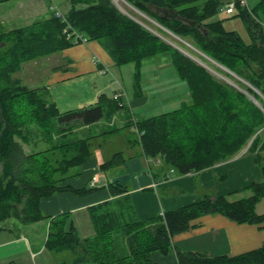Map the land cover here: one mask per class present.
<instances>
[{"label": "trees", "instance_id": "trees-1", "mask_svg": "<svg viewBox=\"0 0 264 264\" xmlns=\"http://www.w3.org/2000/svg\"><path fill=\"white\" fill-rule=\"evenodd\" d=\"M67 1L70 8L65 18L75 32L87 42H98L116 66L134 65V95H141L142 61L164 54L178 80L186 84L190 99L179 108L127 121L126 126L136 129L137 143L146 158L159 159L178 175L197 174L230 159L249 143L247 152L254 155L262 180L244 189L251 191L249 197L231 199L238 192L205 196L198 203L142 221H125L110 203L94 205L88 209L94 234L85 239L79 237L70 215L62 213L49 220L46 249L54 254L70 253L71 264H156L152 253H168L171 239L205 215L221 214L238 224L264 229V213L256 212L264 198V25L255 11L240 9V1L234 3L251 33L252 41L246 45L235 32L224 30L221 21H211L222 8L221 0H124L135 12L189 42L247 83L235 81L240 87L236 88L217 80L156 36L150 30L152 23L132 11L127 15L120 12L111 0ZM149 5L170 9L180 19H163L153 14ZM257 8L264 12V0H258ZM63 29L64 23L52 15L6 34L0 26V223L9 218L22 225L36 223L47 219L39 208L42 199L60 192L77 196L93 192L94 188L61 185L78 175L75 170L93 154L91 137L72 140L64 135L73 131V122L91 126L126 110L121 100L102 94L93 106L60 113L43 90L13 78L22 63L72 46ZM156 30L166 35L162 29ZM33 130L47 149L26 154L23 144ZM123 163L122 154L117 153L101 168L108 170ZM107 187L113 197L126 193L118 183ZM176 258L178 264H264V244L233 257L176 252Z\"/></svg>", "mask_w": 264, "mask_h": 264}, {"label": "crops", "instance_id": "crops-1", "mask_svg": "<svg viewBox=\"0 0 264 264\" xmlns=\"http://www.w3.org/2000/svg\"><path fill=\"white\" fill-rule=\"evenodd\" d=\"M52 5L58 7L55 0H0L2 28L6 31L15 30L47 20L52 15L50 11ZM66 6L65 13L69 10L70 4ZM160 56L142 61L141 71L145 63H151L150 65L158 63L155 68L150 69L153 70L155 77L149 79L150 88L145 87L146 93L142 92L141 86L140 96L134 95L132 88V100L128 98L125 88L115 78V74L122 76L121 70L117 69L118 66L96 41L72 45L51 54L48 57L51 66L48 71L42 72L41 82L31 88L43 90L60 113L93 106L102 94L112 98L114 94L123 92L128 98V104L122 96L121 101L127 110L119 121L125 127L127 121L131 119L127 111L132 112L133 106L148 107L150 100L153 104L149 108L157 112L170 106L167 104L171 102H166V77L163 76L166 75L164 67L171 66L170 59L167 54ZM160 62L164 63L160 64ZM158 73H160L159 77ZM152 83L154 86L151 87ZM180 94L182 95L176 97L178 99L176 104L179 107L190 99L188 91L182 90ZM113 124L111 121L106 123L110 128ZM91 126H80L78 130L84 134L85 130L91 129ZM108 131L110 129H100L98 134L90 136L92 156L75 170L78 175L68 178L61 184L73 189L94 188L95 190L83 196L60 192L40 201L39 208L42 215L47 218V222L41 220L36 223L44 225L47 232L51 218L68 213L79 237L85 239L94 234L88 212L91 206L107 202L122 214L125 221H142L198 203L205 196H226L239 192L262 179L254 155H250L247 151L239 152L230 159L197 174L178 175L163 170L159 159L146 158L137 140L131 143L126 134H121L119 129L106 134L105 132ZM107 138L108 140H105ZM117 153L122 154L124 163L118 167L102 170L103 163ZM93 177L97 181L92 186ZM229 179L232 180L231 184ZM111 183L124 186L126 193L117 197L111 196L107 187ZM257 213L263 214V212ZM9 233L8 229L0 231V264L14 262L44 264L38 262L44 253L53 258L54 253L51 254L46 250L45 242L40 248L33 246L23 234L11 236ZM45 234L44 231V238ZM263 244L264 229L261 225L238 224L221 214H211L194 220L188 231L171 239V249L168 253L154 252L151 259L156 264H178L176 252L198 253L208 257H233L258 249ZM60 256L64 257L62 254Z\"/></svg>", "mask_w": 264, "mask_h": 264}, {"label": "rangeland", "instance_id": "rangeland-1", "mask_svg": "<svg viewBox=\"0 0 264 264\" xmlns=\"http://www.w3.org/2000/svg\"><path fill=\"white\" fill-rule=\"evenodd\" d=\"M55 1L58 5L59 11L65 14V10L67 9L66 5L67 4L69 5L68 1L67 0H55ZM236 1L241 2L240 3V6H241L240 9H244V10L247 9L248 11L254 10L256 17H257V20L260 21L262 25H264V12L257 8L258 0H221V2L223 4L222 8H221L220 12H218L211 19V21H218V20L221 21L224 30L235 32L240 37L242 42L244 44L248 45L252 41L251 40V33H250L249 28H248L247 21L240 14L239 8H235L233 14L226 15L224 13V9H225L226 4L235 3ZM117 3H118L119 8L122 11H124L126 13V15L128 14L129 11H132V12L136 13L138 16L145 19L146 21H149L150 23H152L153 25L151 26L152 28L150 27V30H152V32L155 33L156 36L163 39L167 44H169L173 48L177 49L180 53H182V54L184 53L183 55H185V54L188 55L190 58L186 55L185 56L188 57L189 59H191L197 65L203 67L211 75H213V77L216 78L217 80H220V81L227 83V84H229L233 87H236V88H238L239 86L235 83V81H240L243 84L247 85V83L244 80H241L238 77H236L234 74H231V72H229L227 69H225L221 65L215 63L214 61L209 59L207 56H205L203 53H201L200 51L193 48L189 44V42H186L185 40L172 35L170 32L161 28L159 25H157L154 21H152L148 17H146L143 14H140L138 12H135L132 9V7H130L123 0H117ZM0 26H1V30L4 34L12 31V30H9V31L3 30L1 23H0ZM156 28L162 29L166 33V35L160 34L156 30ZM2 44L3 43H0V46H3ZM8 44H9V42H8ZM5 47H6V45L4 44V49H5ZM49 56L39 57V58H36L34 60H30V61H26V62L22 63L20 69L16 73H14L13 78L20 80V82L23 85H25L29 88L34 87V85H37L38 83L41 82L42 75H43L42 72L46 71V70L48 71L49 67L51 66L49 59H48ZM160 57H162V56H160ZM163 63L164 62H160V64H163ZM150 64L151 63H145L144 69L141 71V76H142L141 77V86H142V92H144V93H146L145 87L150 88L149 79L155 77L153 75V70L150 71V69H153V67L155 68L158 63H155L154 65H150ZM117 69L121 70L122 76L120 77L118 74H115V78L117 79V81H119L122 84V87L125 88V90L128 94V98L130 100H132L131 82L133 79V73H134V69H135L134 65L128 64V65H124L121 67H117ZM164 72L166 73V75H163L166 77V102L170 101L171 103L167 104L170 106H166V108L157 112V110L149 108L150 105L153 104L150 100L148 103V107L135 108V106H133L132 112L127 111L129 118L131 117V119L134 121L135 120H141V119H144L147 117L156 116V115H160L162 113L170 112V111L175 110L179 107L176 104L178 101V99L176 97L182 95V94H180V91H182V90L188 91L186 84L180 83V81L178 80L176 73L174 72V69L172 68V66L164 67ZM159 74L160 73H158V77H159ZM225 74L230 75L233 79H230ZM152 86H154V83L151 84V87ZM179 88H181L182 90H179ZM242 92L245 94V92L243 90H242ZM128 98L126 97V95L124 96V100H125L126 104H128V102H127ZM126 110H127V108H126ZM126 110H123V109L120 110L115 115V117H112L111 119H108L105 117L102 118L99 121V123L97 124V126H95V125L93 127L91 126V129L85 130L84 134H82L80 132V130H78L80 127V124L73 122V124H75V125L78 124V125H76V127L74 125L73 131L71 133H66V135H64V136H66L67 139L71 138L73 140L75 138H87V137H90L92 135L98 134L100 129H102V130L119 129V132L121 134H126L127 139L129 141H131V143L132 142L135 143V141L138 139L137 133L135 132L136 129L134 127H126V126L124 127L122 124H120V121H119L120 120L119 118H121V116L124 115V112ZM108 121H111L112 123H114L111 126V128L106 125V123ZM66 125L67 124H64L63 126L65 127ZM34 133H35V135H33ZM36 134H37V131L33 130L32 133L30 134V136L27 138V142H25L23 144V148H24V151L26 152V154L47 149L46 144L43 143L41 140V136H39V134L38 135H36ZM107 134H109V133H107ZM105 140H108V138ZM248 146H249V143L246 145V147L244 149H242L241 152H246ZM107 149L108 148H106V150ZM161 166H162L163 170H165V171L169 170V167L167 165L162 164ZM224 182H226V180ZM231 183H232V180L229 179V184H231ZM244 189L240 190L238 193H235L234 196H232L233 198H231V199L249 197L251 195V191L250 190H244ZM256 212H260V213L263 212L264 213V198L260 201V203H258V205H256ZM44 222H47V219H44ZM0 229L10 230L9 235H11V236H13V235L21 236V234H23L25 236V238L33 246L36 245V246H39L40 248H42V246H44V242L46 241L47 234H48L47 228L45 229L44 225H42L41 223H31L28 225H22L13 218H9L8 220L4 221L3 223H0ZM44 231L46 233L45 238H44ZM77 233H78V231H77ZM48 252H49V250H48ZM51 254H52V252H51ZM60 254H62V256H64V257L62 258L60 256ZM52 256H53V258L49 257L46 253H44L38 259V262L39 261L44 262V264H62L64 262H66L68 264H71V262L73 260V256L67 252H61V253H57L55 255L52 254ZM13 264H23V263L22 262L21 263L20 262H14ZM39 264H41V263H39Z\"/></svg>", "mask_w": 264, "mask_h": 264}, {"label": "built area", "instance_id": "built-area-1", "mask_svg": "<svg viewBox=\"0 0 264 264\" xmlns=\"http://www.w3.org/2000/svg\"><path fill=\"white\" fill-rule=\"evenodd\" d=\"M50 10L54 14V16L58 19L61 20V22L64 23V29H63V34L65 35L66 39L70 40L72 45H77V44H85L87 43V38L83 37L79 33L75 32L71 26L68 24L66 21L65 15L59 11V9L55 6H51ZM233 12V5L230 4L226 7L225 13L226 14H231ZM120 94H114L113 99L114 100H119ZM173 172V170H171ZM96 178L93 177L91 181V185H93L96 182Z\"/></svg>", "mask_w": 264, "mask_h": 264}, {"label": "water", "instance_id": "water-1", "mask_svg": "<svg viewBox=\"0 0 264 264\" xmlns=\"http://www.w3.org/2000/svg\"><path fill=\"white\" fill-rule=\"evenodd\" d=\"M113 2V4L115 5V7L122 13L126 14L124 11H122L116 4H115V1L114 0H111ZM124 1V0H123ZM149 9L151 10V12L155 15H158L160 16L161 18L163 19H169V20H172V19H180V17L177 15L176 12L170 10V9H164V8H158V7H155V6H152V5H149L148 6ZM191 25L193 24L192 22L190 23ZM184 54V53H183ZM186 55V54H185ZM188 56V55H186ZM189 57V56H188ZM190 58V57H189ZM232 74V73H231ZM256 91V90H255ZM257 92V91H256ZM258 93V92H257ZM251 100L257 105V106H260L259 102L254 98V97H250Z\"/></svg>", "mask_w": 264, "mask_h": 264}, {"label": "bare ground", "instance_id": "bare-ground-1", "mask_svg": "<svg viewBox=\"0 0 264 264\" xmlns=\"http://www.w3.org/2000/svg\"><path fill=\"white\" fill-rule=\"evenodd\" d=\"M115 4L118 6L117 0H114ZM119 7V6H118ZM249 97H252L251 95H249Z\"/></svg>", "mask_w": 264, "mask_h": 264}]
</instances>
